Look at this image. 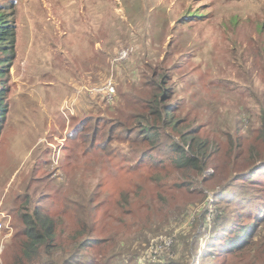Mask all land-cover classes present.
<instances>
[{"label": "rangeland", "instance_id": "rangeland-1", "mask_svg": "<svg viewBox=\"0 0 264 264\" xmlns=\"http://www.w3.org/2000/svg\"><path fill=\"white\" fill-rule=\"evenodd\" d=\"M0 9L18 29L14 64L9 75L0 77L8 109L0 138V264L19 253L21 216L36 201L55 213L64 210V199L77 201L83 191L111 198L119 194L123 207L129 195V204L139 207L141 214L125 216V224L115 230L120 240L136 242L139 252L132 264L180 258V236L191 235V248L196 227L198 252L182 257L183 262L264 264L263 237L245 248L230 249L226 242L235 237L229 231L234 222L248 228L256 213L264 221V170L254 169L264 165V0H0ZM120 51L125 58L118 60ZM158 73L166 76L171 96L165 103L179 123L164 131L185 148L187 131L204 140L197 154L192 151L198 157L191 154L195 167L176 166L165 140L164 153H153L155 160L142 164L125 150L130 144L139 150L142 143L117 144L113 138L109 145L119 147L108 150L121 154L111 161L104 155L101 175L92 161L103 153L105 140L99 133L95 150L84 152L86 143L77 138L83 131L72 137L66 128L68 110L73 111L69 95L85 94L80 92L84 85L111 79L114 102L86 97L94 108L102 107L101 131L114 126L118 137L121 130L113 119L122 103L123 112L153 119L138 105L157 94ZM41 149L46 150L39 154ZM250 171L258 172L250 178ZM243 188L252 195H243ZM103 204L110 209L116 202ZM76 211L72 203L64 210L68 230L60 237L68 244ZM91 212L99 220L103 209ZM263 231L264 223L258 234Z\"/></svg>", "mask_w": 264, "mask_h": 264}, {"label": "trees", "instance_id": "trees-1", "mask_svg": "<svg viewBox=\"0 0 264 264\" xmlns=\"http://www.w3.org/2000/svg\"><path fill=\"white\" fill-rule=\"evenodd\" d=\"M114 14L115 12H111L110 17L113 25H115ZM17 30L15 20L10 19L6 12L0 9V77H4L7 74L9 75L10 67L14 64L16 52H18L16 51ZM176 30L177 29H173L174 32ZM115 44H117V41ZM161 75L162 73L156 74L159 82L156 86L157 94L151 93L148 95L147 103L142 100L143 103L138 105L146 108L148 113L153 116V119L146 115H135L133 113L123 112L121 108L125 104L124 102L120 105L121 108L116 110V114L119 117L113 119L118 122L117 127L121 130V132L118 133L119 135H117L118 137H115L114 132L112 131L114 126H110L106 132L101 131L100 123L102 121L99 120L102 118L101 116L97 117V121L94 120L93 126L91 127L86 128L85 125L91 122L92 119L87 120L80 130L79 125H76L73 129V132L78 130L83 131L82 135H79L77 138L79 140L81 137L86 143V145H83L82 147L84 148V152L89 154L95 147L97 135L101 133L99 136L103 137L105 140L102 145L103 153H101L100 157L97 156L98 161H92L101 175L104 170L106 171V167L104 166V155H106L105 159L111 161L113 159H119V154H121L108 150V147H119L109 145L113 142V138L117 144H119V142L125 143L129 140L133 145L142 143L143 146L139 150L132 147L131 144L129 147L125 148V150L128 151L127 153H130L132 157H137L138 162H142V164L148 161H154L155 155H153V153H164L163 149L166 142L163 143V141L165 140L167 141V145L165 146L170 150L169 154L172 156V162L176 166H188L191 169L195 167L193 164L195 160L191 157V154H194L192 151L196 153V150H201L204 145V140L202 137L196 136L193 133V130L187 131L183 134V140L187 145L185 148L177 141H174L173 136L164 131L166 125L172 126L171 129H173L177 128L179 123H174V109L170 108L165 103L166 98H169V95L171 96V91L170 88L167 87V82L165 80L166 76L163 74L161 77ZM3 87L4 85L0 83V138L8 111L4 103L7 89ZM152 99L159 104L155 107L149 105V102H152ZM96 100H99V98ZM130 100L131 99L127 100V102ZM136 102L137 99H133L132 104H136ZM107 109L108 108L105 107V113H109ZM99 110L102 111V107H100ZM261 113V133L264 137V105ZM136 117L140 118L137 121L132 122V119L135 120ZM191 136H193L194 139L193 143ZM79 144L80 143H78L77 146ZM194 147H197V149ZM122 149L124 150L123 147ZM78 152L79 150L77 152H72L71 155H76ZM113 153L116 154L113 155ZM196 154H194L193 157L197 160L198 157ZM88 163H86V167ZM260 167H255L254 169L257 170L259 168L260 170H264V165ZM257 172L258 171H250L249 177L254 178ZM93 194L94 192L83 191L76 196L77 201L64 199V210L67 208L70 209V203H72L77 210L73 223L75 227L74 237L71 238L72 242L69 244L63 241L60 237L68 230V228H65L67 225V218L66 216L64 217V210L56 208V212L52 213L50 208V213H48V211L41 206V203L36 201V205L27 211L26 214H22L21 216L20 222H22L23 226L20 228V232L23 238L18 245L19 253H16L12 262L5 264H110L111 261L115 262V264H132L134 260L136 261L139 252L136 242L131 239L126 240L130 243L120 240L116 235L115 230H117L121 224H125V222L121 220L122 218H125V216L129 215V217H133L141 214L139 207H134L133 204H129V202H133L129 195H127L128 198L124 201L126 205L123 207V205L120 206L122 197H120L119 194L115 195L113 198L103 193H99L98 195L95 194V196ZM242 194L248 196L252 195V193L247 194V189L245 188L242 189ZM216 195L218 194L215 193V196ZM57 196L58 198H63L61 195L57 194ZM95 199L99 200V202L93 207ZM107 202H116V205L109 209L107 205L103 204ZM56 203L58 204L59 202ZM126 206L129 207L126 208ZM101 208L103 209V212L100 215L99 220H95L94 216L92 217L91 211L93 209L99 210ZM149 210L150 207L148 206L145 207L143 212ZM202 213H205V215H202L205 219L207 213L204 211ZM261 215H264V211L261 212ZM257 216L258 213L254 214V223L248 228L242 226L240 221L234 222L235 225L233 226V229H230L229 231L232 232V235H235V237L232 239H226L227 243L230 242V249L236 247L245 248L246 246H250L251 243H254L260 237L264 238V231L258 234V230L264 221H258L259 217ZM243 219L244 218L241 215L238 216V220L243 221ZM218 221H220V217H218ZM114 226L117 227L114 228ZM199 232L200 231H198L196 227L191 248L189 242L191 235L186 236L185 234H182L179 238L181 257L178 259H171L165 264H187L186 262H183L182 257H192L194 254H197ZM225 233L226 231L222 232V235H225ZM245 235L248 237L246 240L244 239ZM132 242L135 243V246ZM183 245L185 246L184 253ZM212 247L216 248L215 246Z\"/></svg>", "mask_w": 264, "mask_h": 264}, {"label": "crops", "instance_id": "crops-1", "mask_svg": "<svg viewBox=\"0 0 264 264\" xmlns=\"http://www.w3.org/2000/svg\"><path fill=\"white\" fill-rule=\"evenodd\" d=\"M84 87H85V85L81 88L80 92H82V90H83ZM75 92H76V90H75ZM75 92H71V94L69 95V96H72L71 103L73 105L72 106L73 107V111L70 110L71 108L68 110V120H69V122L67 124L68 127H66L67 129L70 128L72 130V132H73V129L75 128V126H73V125L75 124L76 119H79L80 120L76 124V125H79V130H80L84 126V124H85V122L87 120L96 118L95 120L97 121V117H99V114L102 112L101 110H99L100 108H94L93 107V103H92L93 101H89L87 99V97H86L87 93L85 91H83V92H85V94L84 93H80V94H83L82 96H80V94L75 93ZM67 100H70V99H67ZM97 101L100 102L99 100H96V102ZM89 102H91V103H89ZM88 107H90V108L92 107L94 109L91 110V111H87ZM67 129H66V132H67ZM78 131L73 132V136L72 137H74ZM45 147H47V145H45ZM45 150L46 149H41V151L39 152V154L42 151H45ZM70 169H72V168L69 167V170ZM64 217H65V213H64ZM65 228L67 229L68 227H65Z\"/></svg>", "mask_w": 264, "mask_h": 264}, {"label": "built area", "instance_id": "built-area-1", "mask_svg": "<svg viewBox=\"0 0 264 264\" xmlns=\"http://www.w3.org/2000/svg\"><path fill=\"white\" fill-rule=\"evenodd\" d=\"M123 51V50H122ZM119 52V59H124L125 52ZM82 91H85L87 94L95 95L99 99H105L108 102H114L115 96H116V87L115 83L110 79H107L103 84L101 85H94L91 87L85 86ZM3 222L2 219H0V231L3 229Z\"/></svg>", "mask_w": 264, "mask_h": 264}]
</instances>
